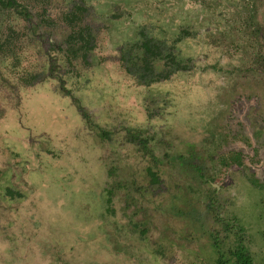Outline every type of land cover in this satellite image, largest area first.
I'll return each mask as SVG.
<instances>
[{
	"label": "rangeland",
	"instance_id": "rangeland-1",
	"mask_svg": "<svg viewBox=\"0 0 264 264\" xmlns=\"http://www.w3.org/2000/svg\"><path fill=\"white\" fill-rule=\"evenodd\" d=\"M144 34L183 69L141 82ZM216 236L264 264V0L2 5L0 264H216Z\"/></svg>",
	"mask_w": 264,
	"mask_h": 264
},
{
	"label": "trees",
	"instance_id": "trees-1",
	"mask_svg": "<svg viewBox=\"0 0 264 264\" xmlns=\"http://www.w3.org/2000/svg\"><path fill=\"white\" fill-rule=\"evenodd\" d=\"M72 18H75V16H71ZM143 34V33H142ZM85 40V39H83ZM86 46H83L85 52L87 50L91 49V45L87 44L88 41L85 40ZM143 49V55L139 58L140 61H137L135 59H132V65L135 69V73L139 75V79L141 82L144 83H150L159 78V75L157 73H154V63L157 61V59H164L166 60L165 65L166 68L168 67L171 70H168L166 72V76H169L170 73L183 69L182 63L176 56V54L173 51H169L165 53L164 55L161 54V46L156 40L147 34H144L143 41L141 44V47ZM157 75V77H156ZM86 115V114H84ZM105 133V132H103ZM106 134V133H105ZM138 137V135H136ZM134 136V138H136ZM144 146L146 147L145 142L143 141ZM152 175L153 183H158L160 181V177L153 171L150 172ZM10 194L12 193L11 190ZM228 225L229 223H223V226L226 231H228ZM223 244H220V241H218L217 238H215L214 241V247L216 248L218 252V258L216 261V264H259L255 262L252 254L249 252L248 248L245 247L243 244H239L234 250H230L227 253L222 251Z\"/></svg>",
	"mask_w": 264,
	"mask_h": 264
},
{
	"label": "flooded vegetation",
	"instance_id": "flooded-vegetation-1",
	"mask_svg": "<svg viewBox=\"0 0 264 264\" xmlns=\"http://www.w3.org/2000/svg\"><path fill=\"white\" fill-rule=\"evenodd\" d=\"M16 1L17 0H0V8H1V6L2 5H5V6H7V5H10V6H14L15 5V3H16ZM21 11H23V9H21ZM23 13H24V11H23ZM27 15H28V13L27 12H25ZM24 13V14H25ZM25 14V15H26ZM74 38H75V35H73V36H71V38H70V40H71V42H74ZM86 44V42H83V45H85ZM87 44H90V43H87ZM142 44V43H141ZM139 47H141V46H139ZM138 49H140V50H142L143 51V49L142 48H138ZM89 50H87V52H88ZM163 54H165V53H163ZM141 55H143V54H141ZM168 67H169V65H168ZM184 67V66H183ZM176 71H178V70H176ZM150 83H152V82H150ZM149 84V83H148ZM85 118H87V116L85 117ZM139 137V136H138ZM138 137H136L137 139H138ZM144 142H145V144H146V140H143ZM143 141H141L140 140V142H142L143 143ZM145 147V146H144ZM226 223H228V220L226 221ZM215 238H217V236L215 237ZM218 239V241H219V238H217ZM214 244V243H213ZM215 248V247H214ZM216 249V248H215ZM218 253V252H217Z\"/></svg>",
	"mask_w": 264,
	"mask_h": 264
}]
</instances>
